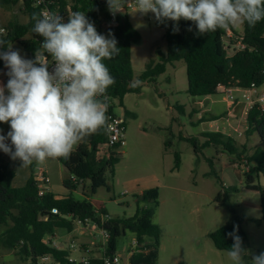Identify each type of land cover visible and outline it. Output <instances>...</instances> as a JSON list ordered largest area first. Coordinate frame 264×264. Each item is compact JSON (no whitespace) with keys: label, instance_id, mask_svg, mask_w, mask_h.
Returning a JSON list of instances; mask_svg holds the SVG:
<instances>
[{"label":"trees","instance_id":"trees-1","mask_svg":"<svg viewBox=\"0 0 264 264\" xmlns=\"http://www.w3.org/2000/svg\"><path fill=\"white\" fill-rule=\"evenodd\" d=\"M20 0H1L2 5H16ZM24 12L29 17V23L20 25L18 22L10 23L5 27L6 34L0 35L11 43L19 42L29 59H33L37 49L43 43V37L31 31L34 26L32 14L40 13L34 6L33 0H21ZM63 10L71 12H84L95 27L103 28L105 33L111 32L117 40L120 48L119 55L104 63L115 78V84L107 90V97L118 100L123 106L124 98L128 94H138L142 86L132 87L134 71L132 65V46L140 41V35L131 25L126 15L117 13L114 20L111 19L107 3L100 0H73L69 4L65 0H55ZM156 25L164 30V40L167 45L166 55L159 56V62L146 70L139 78L140 83H154L156 79L165 73L167 65L184 61L187 70V93L194 98H203L217 95V87L222 84L226 87L237 89H251L264 86V20L250 28L243 23V34H238L230 29L235 37L242 38L245 49L236 51L230 55L226 47L227 31L218 29L213 32L199 34L196 25L192 21L180 19L179 22L171 20L157 21ZM178 29V30H174ZM191 29V31H189ZM28 34H32L30 40H25ZM234 45V40L231 46ZM7 51V48H0ZM41 51H43L41 49ZM47 58L49 54L45 53ZM4 61L0 60V70ZM125 110V117L131 116ZM247 135L257 134L261 146L247 158V163L253 167L247 177L248 189L260 194L261 209L264 225V188L255 184L252 172L264 175V110L259 104H255L246 116ZM206 142L199 145L197 140L188 141L194 146L195 153L199 154L204 149L215 147L238 159L246 153V148H238L231 138H226L220 133H204ZM170 142L165 143L168 147ZM121 154L114 148L108 147L106 130L101 129L95 134L89 143L79 145L67 158H54L70 173L72 180L64 182V186L70 190H76L79 185L89 182L85 190V200L79 201L74 197L56 198L53 194L38 195L35 171L27 184L22 188H13L11 182L15 173L9 166H0V247L18 252L24 260H30L31 264H38L41 257L50 255L61 264H74L69 261V255L64 250H59L52 243L45 242L46 236L54 235L58 229L72 232L74 222L78 220H90L100 230L110 234L107 255H114L118 250V241L121 237L131 234L136 238L137 246L132 252L129 264H158L162 231L154 223V217L160 206L159 189L145 190L137 198V210L130 218H109L105 209L96 208L90 197L97 194L100 188L110 187L107 175H115V166L120 161ZM213 165L212 160H208ZM181 164L179 154L175 155V169ZM222 195L218 200L221 201ZM57 209L58 214H52ZM235 230V234L241 237L243 247L247 250V236L236 222L225 225L209 235L214 247L219 251L227 252L233 244V239L228 235ZM248 260V258L246 257ZM249 261V260H248ZM99 262H92L98 264ZM102 261L100 262V264Z\"/></svg>","mask_w":264,"mask_h":264},{"label":"rangeland","instance_id":"rangeland-1","mask_svg":"<svg viewBox=\"0 0 264 264\" xmlns=\"http://www.w3.org/2000/svg\"><path fill=\"white\" fill-rule=\"evenodd\" d=\"M65 1L70 6L73 0ZM22 8L21 2L10 7L13 12H18V15L23 12ZM119 13L127 16L140 35V41L132 46L131 52L133 82L139 81L146 70L159 62V56L167 53L164 30L156 25L155 16L151 12L142 14L137 10H129ZM3 15L0 12V25L6 21ZM95 28L98 33L107 36L105 28ZM233 29L238 34H243L244 25ZM232 54L233 51H230V55ZM140 85L141 92L128 94L124 101L132 115L125 117L126 145L119 163L115 166V175L114 177L107 175L110 191L105 187L100 188L90 199L104 207L111 218H130L135 215L138 194L130 190L128 183L143 185L153 174L152 171H156L152 168L154 156L152 151L155 144L150 143L149 138H142L141 134L142 131H147L154 141H160V169L157 168V172L165 173L161 177L162 188L157 187L160 206L156 216L161 218L171 215L165 224V236L161 238L162 248L160 245L158 264H231L227 252L217 250L209 235L233 222H236L247 236L248 255L245 256V260L247 264H251L254 256L264 252L260 194L247 187V177L253 167L247 163V158L261 146L258 135L247 137L246 133L239 141L248 149L240 159L222 149L218 154V150L212 146L196 154L194 146L188 140L195 139L199 145H203L206 139L202 131L208 129L209 124L203 125L197 121L195 102L202 101V98L195 99L187 93L185 62L178 61L173 65H167L165 73L160 75L156 82ZM158 94H161V97H158ZM233 95L236 98V91ZM159 98L161 102L158 104ZM211 100L217 103L208 115H216L218 118L215 121H218L217 125H221L227 112V102L221 93L211 97ZM113 104L115 113L124 116L119 101L114 100ZM207 108L208 104L205 103L203 109ZM154 126L162 128L152 133ZM167 141L170 145L165 147L164 143ZM176 154L181 158L178 170L175 169ZM208 160H212L213 165H210ZM37 164L47 169L52 181L60 183V177L65 172L63 165L53 158H47L43 163ZM252 175L255 184L264 188V175L255 171ZM126 191L128 194L123 195ZM219 195H222L220 202ZM74 197L83 199L77 195ZM80 228L75 223L74 233L70 236L66 234V230L59 229L57 241L63 242L66 246L73 241L76 246L80 245L82 241L79 237ZM96 236L94 238L88 235V242L103 241L100 236ZM132 237L128 233L118 241L117 253L124 263L127 254H123L122 251L134 249ZM0 264L31 262L24 261L17 251L0 247Z\"/></svg>","mask_w":264,"mask_h":264},{"label":"clouds","instance_id":"clouds-1","mask_svg":"<svg viewBox=\"0 0 264 264\" xmlns=\"http://www.w3.org/2000/svg\"><path fill=\"white\" fill-rule=\"evenodd\" d=\"M124 3L107 0L113 14L121 12ZM135 5L137 12H151L160 22L192 21L199 34L243 23L252 28L264 20V0H135ZM32 20L31 31L43 37L35 59L22 57L11 42L0 38V48H7L0 51V60L8 69L7 84L0 85V122L10 124L7 135L0 134V150L23 167L67 158L86 137L109 127L107 90L115 78L104 61L120 52L113 34L98 33L84 12H72L68 22L54 12H34ZM45 53L55 62L52 72ZM9 139L11 146L5 142ZM228 235L233 239L227 251L231 264H247L241 237L235 230ZM251 264H264V252Z\"/></svg>","mask_w":264,"mask_h":264},{"label":"crops","instance_id":"crops-1","mask_svg":"<svg viewBox=\"0 0 264 264\" xmlns=\"http://www.w3.org/2000/svg\"><path fill=\"white\" fill-rule=\"evenodd\" d=\"M19 2H21V4L23 5L21 0ZM0 4H2L1 0H0ZM11 6H15V5H2V6H0V12H2V14H4L3 16L6 20L4 24L0 25V29H5L6 26H8L10 23H14V22H18L20 25H26L29 23V17L24 12V8H22L23 12H20L18 15V12H13L10 9ZM6 9H8V10H6ZM31 38H32V34H28L25 37V40H30ZM12 48H13V50H19L20 55L22 57L29 59L25 53L24 48L22 47V45L19 42L12 43ZM33 59H35V56ZM7 71H8V69L3 64V68L0 70V85H6L7 84V81H8V76L6 75ZM235 91L237 93L236 98L238 100V103H237V105H235L233 107L230 106L226 96L223 95L225 97V101L227 102V112L225 114V117H223L224 123H222L221 125H217L218 121H215V120H217L218 117H216V115H210V116L208 115V113L210 114L212 112V110L215 108V105L217 103V101L211 100V97H213V96L203 97L202 101H196L195 102L196 103L195 104L196 105V111L195 112L198 113L197 114L198 123L203 124V125L209 124L208 129L203 130L202 133H220L223 136H225L227 139L228 138L233 139L236 146L239 148L241 146L245 147L244 144L239 143V141L241 139H243L247 133V129L245 126L246 125L245 119H246V114L248 111L249 100H247L243 97L244 92L242 89L235 88ZM262 92H263L262 88H259L257 91L248 92L249 99L252 101H255ZM7 94L8 93L6 91L5 95H7ZM217 95H219V93ZM158 97H161V94H158ZM125 99H126V97L124 98V101H125ZM195 99H198V98H195ZM124 101H123V106L121 107L123 115H125V110L128 111ZM160 102H161V98H159L157 103L159 104ZM205 103L208 104L207 109H203ZM237 106H238V108H236ZM209 120H213V122H211ZM125 127H126V124H125ZM161 128L162 127L154 126L152 129V133H156V132L160 131ZM0 130H2V132H0V134H3L6 136L7 133L10 131V124L0 122ZM126 130H127V127H126ZM97 133H95V134H97ZM240 133L243 134L241 137H239ZM95 134H92V135L86 137L83 141L78 143L74 147L73 151H75L79 147V145L84 144V143H89ZM141 134H142V138H149V142L155 144V149H153V151H152L154 153V156L152 157V165H153L152 168H154L156 171H152L153 174L150 176V178L148 180L145 181V183L143 185H140L139 183H128L130 190L133 192H136L138 195L142 194L145 190H148V189H153V188H157V187L162 188L161 177H163V175L165 174L162 171L157 172V168L160 169V166H159L160 165V151H161V146L159 144L160 141L159 142H158V140L154 141V138H152V136L150 137L149 136L150 134L147 131H142ZM247 137H249V136H247ZM5 142L11 146L10 139L6 140ZM164 145H165V143H164ZM164 145H162V148L164 147ZM245 148L248 151L247 147H245ZM13 151H14V148H13ZM117 152L122 154L123 148H121ZM0 166H9L10 169L15 173V177L13 178V180L11 182V185L13 188H22L27 184V182L29 181V179L31 178V175H32V168H34V171H36V169H38V168H42L45 171L46 175L51 179V176L49 175L47 169L40 167L37 163L33 162V164H31V165H29L27 167H23V166H21L20 160H18V159L13 160L9 154L4 153L2 150H0ZM64 169H65V172L60 177V183H58L56 181H52V179H51V183H50L49 188H48L49 193L53 194L58 199L66 198V197H70V196L74 197V195H77V196H81L83 199L79 200V199H76L74 197L76 200H79V201L85 200V198H86L85 197V190H86V188L89 187L90 183L84 182L81 185H79L77 187V189L74 191L66 188L64 186V182L67 180H72V177L65 167H64ZM126 192H128V191H126ZM91 203L96 208L105 209L104 207L97 204L93 200H91ZM106 212H107V210H106ZM168 217H171V215L166 216V217L161 216V218L160 217L158 218V216L155 215V217H154V223L161 228L162 238L165 236V224L168 223V220H169ZM109 218H111L110 215H109ZM58 231H59V229L55 231V234L53 236L52 235L46 236L45 242L52 243L55 248H57L59 250L66 251L69 255V260L74 261V263H79L83 259H89V260L92 259L91 262L97 261V262H99L98 264H100L102 257L105 254L104 242L102 241L101 243H89L88 239H87L88 235H92L94 238L97 237L96 235H98V237H99L100 234H99L98 230H96L94 227L91 228L89 226L87 228L81 227L79 229V237L82 241H81V244L78 246L75 245L74 241L71 242L69 246H66L63 242L57 241ZM66 232H67L66 234L68 236H70L72 233H74V229L72 232H68V231H66ZM134 240H135V237H132V241H134ZM72 246H74V248H72ZM161 248H162V245H161ZM130 251H131L130 249H125L122 251L123 254L124 253L127 254V256H126L127 260L125 263H124L123 259L121 258L122 264H129V259L131 256ZM24 261H30V260H24Z\"/></svg>","mask_w":264,"mask_h":264},{"label":"built area","instance_id":"built-area-1","mask_svg":"<svg viewBox=\"0 0 264 264\" xmlns=\"http://www.w3.org/2000/svg\"><path fill=\"white\" fill-rule=\"evenodd\" d=\"M34 1V6L39 9L40 12L43 11H50L54 12L56 14H59L60 16L63 17L64 22H68V17L71 15L70 9H65L63 10L62 7L55 1V0H33ZM103 3H107V0H100ZM129 10H137L136 5H135V0H125L124 6L121 11H129ZM110 13V17L112 20L116 17L117 13L115 14ZM103 28H106V25H103ZM3 32H0V35L6 34V30L3 29ZM234 40V45L231 46V42ZM226 47L230 50L236 52V51H242L245 49V45L242 42V38L240 37H235L230 30L227 31V36H226ZM48 60L50 61L49 65V71L52 72L55 68V62L52 60V57L49 56ZM262 88V87H261ZM259 88L255 87L254 85L252 86L251 89H242L244 92V98L249 100V105H248V111L253 108L255 104H259L261 109L264 110V86H263V92L259 95V97L255 100L252 101L249 99L248 92L250 91H257ZM217 92L223 94L226 96L230 106H235L237 104V98L234 97L233 93L235 92V88L233 87H226L222 84L218 85L217 87ZM114 100H111L108 97V110H107V116L109 117L108 120V125L109 127L106 129V134H107V144L108 147L116 149V151L120 150L121 148H124L126 145V127H125V116H119L115 113V106L113 104ZM247 116V114H246ZM245 124H246V119H245ZM246 129H247V125ZM243 134H239V137H241ZM36 186L38 188V195L40 197L45 196L47 193H49L48 188L51 183V179L46 175L45 171L42 168H38L35 171V178ZM128 192H125L123 195H126ZM52 214L57 215L58 210L53 209ZM109 219V216L104 217L103 220ZM74 223H76L80 227H86V226H93L96 230H98L101 238L103 239L104 242V250L105 254L102 257V263L101 264H122V259L121 257L116 253L114 255H107V247L108 243L110 240V234L106 231L100 230L97 225L90 221H82V220H76ZM133 246L134 249L130 251L132 252L136 249L137 246V241L136 238L133 241ZM74 248V246H72ZM70 262L74 263V261L69 260ZM38 264H61L60 262L56 261L52 256L47 255L44 257H41L38 261ZM74 264H92L91 260L89 259H83L79 263H74Z\"/></svg>","mask_w":264,"mask_h":264}]
</instances>
